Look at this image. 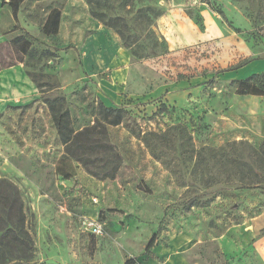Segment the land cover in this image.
<instances>
[{"label": "rangeland", "instance_id": "1", "mask_svg": "<svg viewBox=\"0 0 264 264\" xmlns=\"http://www.w3.org/2000/svg\"><path fill=\"white\" fill-rule=\"evenodd\" d=\"M213 1L225 20L206 0L23 2L20 27L50 54L0 73V180L20 191L32 264H264V96L232 85L264 72V0ZM53 9L59 33L46 37ZM93 11L136 44L124 48ZM14 26L0 0V44ZM27 70L66 95L78 130L99 101L128 111L131 129H109L120 154L110 178L64 160ZM31 85L39 98L18 100Z\"/></svg>", "mask_w": 264, "mask_h": 264}, {"label": "trees", "instance_id": "2", "mask_svg": "<svg viewBox=\"0 0 264 264\" xmlns=\"http://www.w3.org/2000/svg\"><path fill=\"white\" fill-rule=\"evenodd\" d=\"M25 0H4L11 10L15 26L12 32H19L16 37L0 44V72L17 66L28 65L38 55H49V51L38 52L34 48L37 41L19 25V12ZM210 9L226 19L225 13L213 0H206ZM92 16L104 25L115 29L121 36L124 48H130L138 40L129 42L126 29L119 28L120 19L103 20L96 12ZM61 11L53 9L42 27L41 33L46 37H55L59 33ZM125 29V30H124ZM237 32L239 30H236ZM6 46V47H5ZM9 48L7 53L3 50ZM231 69L222 70L229 72ZM27 75L38 88L41 101L46 106L53 125L57 131L59 141L63 147L65 161H74L84 170L104 180L113 174L120 154L117 147L110 141L109 129L125 126L131 129L128 111L124 108L106 106L99 101L96 107L94 124L80 130L75 127L70 106L66 95L58 86L51 82H44L41 77L29 72ZM238 96H264V72L253 74L246 79L232 82ZM67 179L73 175L65 176ZM27 216L19 189L6 179L0 180V264H32L34 258V242L26 229ZM155 246V237L147 245L145 255L150 256ZM137 259H128L125 264H136Z\"/></svg>", "mask_w": 264, "mask_h": 264}, {"label": "crops", "instance_id": "3", "mask_svg": "<svg viewBox=\"0 0 264 264\" xmlns=\"http://www.w3.org/2000/svg\"><path fill=\"white\" fill-rule=\"evenodd\" d=\"M13 18V17H12ZM14 20V19H13ZM18 67H12V68H10V69H6V70H3V71H1V72H5V73H9V74H13L12 76H14L15 75V69H17ZM0 72V73H1ZM6 75V74H5ZM39 98V92H37L36 90H35V88H34V86L33 85H31V86H29V89H28V91L26 92V94H22V92H21V94H20V96L17 98L18 100H23V99H25V101H26V103H32V102H34V101H36L37 99ZM2 102V101H1ZM5 106V104L3 105V107ZM2 107V105H0V110H1V108H3ZM109 107V106H108ZM72 118H73V116H72ZM0 126L3 128V125H1L0 124ZM77 129V128H76ZM81 129V128H80ZM79 129V130H80ZM78 130V129H77ZM0 136H3L4 137V134H2L1 132H0Z\"/></svg>", "mask_w": 264, "mask_h": 264}, {"label": "built area", "instance_id": "4", "mask_svg": "<svg viewBox=\"0 0 264 264\" xmlns=\"http://www.w3.org/2000/svg\"><path fill=\"white\" fill-rule=\"evenodd\" d=\"M84 227L93 236H101L103 234L102 224L96 219H87Z\"/></svg>", "mask_w": 264, "mask_h": 264}]
</instances>
